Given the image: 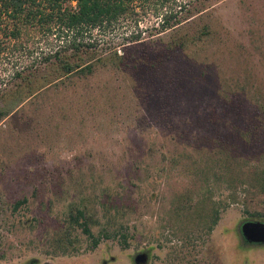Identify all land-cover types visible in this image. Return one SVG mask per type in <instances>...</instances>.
<instances>
[{"label": "rangeland", "instance_id": "374dc122", "mask_svg": "<svg viewBox=\"0 0 264 264\" xmlns=\"http://www.w3.org/2000/svg\"><path fill=\"white\" fill-rule=\"evenodd\" d=\"M163 18L174 27L162 30ZM74 37L53 26L22 43L46 51ZM76 37L92 44L86 60H161L98 64L67 90L11 105L0 121V264H134L141 253L146 264H264V247L239 235L264 221L252 184L264 170V0L138 2ZM18 58L0 57V81ZM247 116L260 122L259 153L246 155L244 135L243 152L219 149L217 134L244 133Z\"/></svg>", "mask_w": 264, "mask_h": 264}, {"label": "trees", "instance_id": "16d2710c", "mask_svg": "<svg viewBox=\"0 0 264 264\" xmlns=\"http://www.w3.org/2000/svg\"><path fill=\"white\" fill-rule=\"evenodd\" d=\"M147 1L149 0H0V57L19 53V58L12 64L8 80L3 78L0 81V121L11 115L12 108H20L52 89L55 92L60 88L67 90L74 78L85 79L92 76L98 64L110 63L118 69L128 62L133 63L131 64L133 69L140 65L151 69L157 67L153 62L161 60V54L148 57L143 53L141 58L136 60V56L130 51L123 55L114 52L96 60L90 55L86 60L82 58L81 53H88L92 44L76 37L85 31L110 28L136 3ZM72 3L75 4L74 7H71ZM53 26L75 37L46 51L35 45L24 47L22 37L25 31L46 29L51 33ZM172 27L174 26L169 25L168 19L163 18L161 29ZM130 39L131 42L138 41V36H132ZM185 45L183 42L174 43V46H169L167 49L171 52L173 47L184 48ZM237 125L235 124V130L228 132L227 135L217 134L215 142L219 145V149L228 153L231 150L236 154L243 152V144L240 145L238 139L241 138L240 135H244L245 140L244 138L243 140L247 143V147L250 146L245 150L246 155L250 152L259 153L258 145L263 137L259 131V120L247 116L243 122L245 134L239 131ZM220 158L223 161L220 164L231 161V155L227 156L224 152H220ZM252 180L253 186L264 192V170L254 172ZM25 203L24 199L17 201L13 204L12 210L17 211ZM82 218L84 213L77 210L73 222L78 223ZM218 220V216L214 214L209 231ZM82 226L84 233L92 237L87 224L84 223Z\"/></svg>", "mask_w": 264, "mask_h": 264}, {"label": "water", "instance_id": "95a60500", "mask_svg": "<svg viewBox=\"0 0 264 264\" xmlns=\"http://www.w3.org/2000/svg\"><path fill=\"white\" fill-rule=\"evenodd\" d=\"M240 233L243 240L249 244H264V222L245 221L240 226ZM148 256L146 253L134 257V264H146Z\"/></svg>", "mask_w": 264, "mask_h": 264}, {"label": "flooded vegetation", "instance_id": "af4514ba", "mask_svg": "<svg viewBox=\"0 0 264 264\" xmlns=\"http://www.w3.org/2000/svg\"><path fill=\"white\" fill-rule=\"evenodd\" d=\"M264 222V221H263ZM242 224V223H241ZM241 226V225H240ZM239 229H240V227H239ZM239 235H240V238H241V240H242V243L245 245V246H249V247H253V246H257V247H264V244H249V243H247V242H245L244 240H243V238H242V236H241V233H240V230H239ZM214 251V250H213ZM150 261V257L148 258V262Z\"/></svg>", "mask_w": 264, "mask_h": 264}]
</instances>
